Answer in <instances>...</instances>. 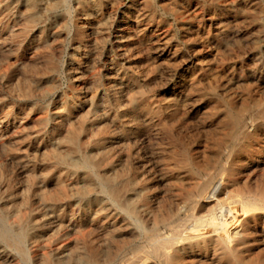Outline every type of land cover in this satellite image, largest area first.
I'll return each mask as SVG.
<instances>
[{
	"label": "rangeland",
	"instance_id": "1",
	"mask_svg": "<svg viewBox=\"0 0 264 264\" xmlns=\"http://www.w3.org/2000/svg\"><path fill=\"white\" fill-rule=\"evenodd\" d=\"M222 215L230 247L186 233ZM0 232V264H264V0H0Z\"/></svg>",
	"mask_w": 264,
	"mask_h": 264
},
{
	"label": "bare ground",
	"instance_id": "2",
	"mask_svg": "<svg viewBox=\"0 0 264 264\" xmlns=\"http://www.w3.org/2000/svg\"><path fill=\"white\" fill-rule=\"evenodd\" d=\"M88 166V165H87ZM199 169V168H198ZM196 179V178H195ZM219 185H221V184H219ZM222 187V186H221ZM223 188V187H222ZM197 190V189H196ZM222 190V189H221ZM220 191V190H219ZM197 192H198V190H197ZM217 196V195H216ZM203 201V200H202ZM201 201V202H202ZM223 218V215L222 216H220V220L219 221H215V222H213L209 227H205V228H197V229H195V230H187L186 231V233L187 234H190L189 236H191V235H194L195 236V234L196 233H198V232H202L203 233V231L204 232H211V233H213V234H215L216 236V238H217V240H220L224 245H226L227 247H230L231 246V244L227 241L229 238H230V235H231V233L233 234H236V235H240V230L237 228V227H234L233 229H229L228 228V226H227V223H229L228 225H230V223L231 222H225V220H223L222 219ZM226 219H227V217H226ZM230 221V220H229ZM243 228V227H242ZM3 233V232H2ZM6 233V232H5ZM0 235H1V232H0ZM242 235V234H241ZM193 236V237H194ZM165 238H166V236H165ZM211 238V237H210ZM215 238V239H216ZM206 239H208V238H206ZM13 240V239H12ZM172 240H174V239H172ZM213 240V239H212ZM175 241V240H174ZM205 241V240H204ZM216 241V240H215ZM215 241H214V243H215ZM213 242V241H212ZM22 243V242H21ZM199 243H201V242H199ZM206 243V242H205ZM209 243V242H208ZM15 244V243H14ZM17 244V243H16ZM202 244V243H201ZM211 244V243H210ZM210 244H208V245H210ZM184 246V245H183ZM213 246V245H212ZM178 247V246H177ZM203 247V246H202ZM180 248V247H179ZM209 248H211V247H209ZM213 248V247H212ZM218 248V247H217ZM186 249H187V247H186ZM223 250V249H222ZM169 251V250H168ZM182 254H183V252H182ZM179 256V255H178ZM130 260H132V259H130Z\"/></svg>",
	"mask_w": 264,
	"mask_h": 264
}]
</instances>
